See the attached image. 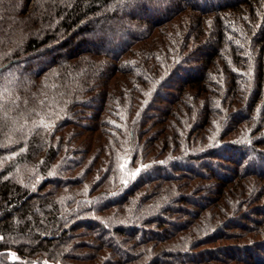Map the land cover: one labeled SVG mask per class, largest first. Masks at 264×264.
I'll return each mask as SVG.
<instances>
[{
	"label": "trees",
	"instance_id": "obj_1",
	"mask_svg": "<svg viewBox=\"0 0 264 264\" xmlns=\"http://www.w3.org/2000/svg\"><path fill=\"white\" fill-rule=\"evenodd\" d=\"M113 86L130 91V114L138 87L150 90L128 160L117 135L129 123L122 129L120 117L103 115L111 99L126 97ZM96 93L93 125H80L74 118ZM182 114L187 130L169 135L172 116ZM70 141L95 156L57 164ZM86 164L88 175L107 168L116 186L91 180L83 195L82 179L62 171ZM181 176L216 178L213 196H195L191 186L187 197L143 212L153 192L146 187ZM209 202L226 210H215L213 230L195 226L201 236L182 233L185 247L167 246ZM129 245L144 248L134 255ZM45 260L264 264V0H0V264Z\"/></svg>",
	"mask_w": 264,
	"mask_h": 264
},
{
	"label": "rangeland",
	"instance_id": "obj_2",
	"mask_svg": "<svg viewBox=\"0 0 264 264\" xmlns=\"http://www.w3.org/2000/svg\"><path fill=\"white\" fill-rule=\"evenodd\" d=\"M113 63H115V62H113ZM124 87H120L119 88V87L113 86L112 87V92H116L117 94L118 93L120 94L121 92L122 93H125V91H126L128 93V91H129L128 88L127 89H124ZM138 89H139V93H140L138 95V99H140V101H139V103L136 102L138 104V106L133 105L131 107V111H132L131 114L127 111V108H128V105H129L128 104L129 93L128 94L125 93L126 97L124 98L123 101H120L119 102L117 99L116 100H112L111 99L109 101V103H108L107 111L103 113V115H108V118L112 117V115H115V118H112L111 119L112 122L117 121V120H115V119H118L116 117H120V119H121V122L120 123L122 125V129H123L124 122L125 123H129V128L123 129L120 132L122 134V136L120 134L117 135L118 139L120 138L119 141L120 142L123 141V147L120 148L121 150H120V154L119 155L125 156L127 160H128V158L130 159V157H131L130 156V151L131 150L129 149L130 150L129 151L128 150V147L131 145V143L133 141L134 142L136 141L137 136H138V139H140V137L138 135V129H139L138 128L139 127L138 126V123H139L140 119L142 118V116L143 115H146V112L148 111V103H149V100H150V99L148 100V98H149L148 97V95H149L148 93H149L150 90L143 89L142 86H139ZM143 92H145L144 95H143ZM98 93L93 94V97L91 96V98H89V101H88L89 103L82 108L83 114L81 116H84V117H81V119H77V118H74L73 117L76 120V122H79L80 123V125H81V123H82V125H93L91 121L87 120V119H89V118H87V116L94 115V113H95V110H93V108L91 107V104L93 103V104H96L97 105V102L100 100V97H99V94ZM117 98H119V96ZM146 101H148V102L146 103ZM150 113H151L150 115H155V113L153 111H151ZM156 114L158 115V112ZM128 115H129V118H128ZM69 116L70 115H65V116H63V118H65V119L66 118H70ZM183 116L186 117L187 115H183L182 114V115H174V116H172L171 121L166 126L167 127V130H170L169 135H172L174 133L176 135H178L179 131H183V133H185V131L187 130V126L186 125L189 124V122H187V119H184L183 122H185V123H183L182 122ZM188 117H190V115ZM85 118H86V120H84ZM61 120H62V118H60L58 121H61ZM53 121L57 122L56 120H53ZM51 123H54V122H51ZM80 129H81L80 127H73V130H75V131H80ZM132 133H133V136H134L133 138L131 137V134ZM154 135L155 134L152 131L150 133V136H151V138L153 137V140L156 139L155 140L156 142H155L154 145L155 146L156 145L159 146V150H161L160 146L163 143V138H161V137L158 138L159 136H154ZM117 137L116 138L115 137L112 138L113 139L112 142H114L116 146L117 145L119 146V142H118ZM108 142H109V140H108ZM109 144H110L109 145V148L112 151V147L114 145L112 143H110V142H109ZM196 145H199V144H196ZM65 149H67V150L64 153H62V156L57 161V164L59 162L62 166L67 165V163L69 161H71V159H76V160H80L81 161L83 157H86V159L89 160V159H91V158H93L95 156V152H91V153L87 154V152L85 151L87 149V147L85 146V144H83V142L77 143L76 141H74V142L70 141L68 143L67 148H65ZM106 163H108V160H107ZM91 168H92L93 172L90 175H88V171H87L88 166H87V164L86 165H77V168H75L73 171H68V172H63L62 171V173H63L64 176H67L68 175V177H71V178H74V179H82V181L84 182V185H83V187H81V189H83L85 191V192L83 191V195L85 194V196H86V194L88 192L87 189L85 188V186L88 185L91 180L93 181V183L96 184L100 179H102V180L104 179L105 184L108 183V185L110 187H111V185L112 186L113 185L116 186L115 185V181L114 180H111V184H110V182H109V177L110 176L109 175L107 176V174H104V172L106 171L107 168H103V169L101 168L100 171H98V172H94L96 169H94L93 167H91ZM126 172H127V167L126 166L122 170L120 169L119 174L117 176V178L119 180L118 182H120L121 179L124 178V175L126 174ZM185 177L186 176H181V178L178 181L171 182L169 184H163L162 183L163 189L152 188V186L146 187V190H149V192H150V189H153V192L151 194L152 196H150L151 197L150 200H147L145 202L146 207L144 208L143 212L146 211V209H147L148 206H154L155 207L159 203H161L162 201L171 200V202H172L173 199H175V198H177L179 196H182V195L185 196V197H187V195H189L187 193V191L188 192H192V190L191 191L188 190L187 187H191V186H192V188L194 187L193 189L195 191H193V192L196 193V194L195 193L194 194L191 193V194H193L195 196H197V195L200 196V197H203V196H207V197L213 196L211 191L213 189V184H215V182H216V178H214V177L213 178L204 177V178H201L199 180H190L189 178H187V177L185 178ZM85 179L87 180L86 182H85ZM199 182H200V184H198ZM248 182H249V184H248L249 186H251V184L252 185L254 184L253 183L254 181H252V180H249ZM158 184H161V183H156V185H158ZM166 185H170L173 188L172 189L170 188V190L169 189L167 190V187L168 186H166ZM107 187L108 186L105 185V188H107ZM139 195L140 194H138V196ZM135 200L136 199H134V201L132 202V204L129 205V212L132 211L134 209V207L137 206L136 205L137 202ZM200 201H205V199L203 200V199L200 198ZM181 204L182 203L176 204V205H180V206H183L184 205V204L183 205H181ZM220 204H222V205H220V207L222 206V208H225L227 211H231L230 208H229V206L226 204L225 200H224V202H221ZM134 205H136V206H134ZM186 205L187 206H185V207L188 208V209L189 208L195 209V207L193 206L194 204L191 203V202H189ZM120 209L123 211V216L120 219L125 220L124 218H127V217L129 218V216L131 214L130 213H125V211H124L123 208H120ZM216 209H218L216 202L215 203L209 202V204L204 209H202V211L200 212V215H198L197 218H195L196 220L194 219L191 222L192 223V226H190V227H187L186 226L182 232L178 233L174 237L173 240H171L170 242H168L167 246L170 245V247H171L172 244H175L176 243L177 247H179V246L185 247L186 246L185 245V242L184 241H179L182 233H184V234H190L191 233V234H194L195 237L196 236H198V237L201 236L202 234H197V233L195 234L192 231L195 228V226H198V225L200 226L201 224H203L204 227H206V228H204L206 230V233L212 231L213 229H210L209 228V224L208 223L210 221V218L214 215V212H215ZM246 209H248V206L246 207ZM218 210L221 213L220 214L221 217H223L222 214H224V211H226V210H224V209H222V210L221 209H218ZM237 212L238 211H235V213L231 212L229 215L230 216H232L234 214L237 215L238 214ZM92 215L95 216L94 214H91L90 215L88 213L87 215L84 216V218L91 217ZM182 217L180 219H178L179 222H183ZM241 221L243 223H246V224L250 223L245 218H241ZM169 229L174 230L175 229L174 228V225H170V228ZM77 232H78V234H81L82 232H87V231H85V229L84 230L79 229V230H77ZM88 233H90V232H87V234ZM75 240H79V241H89V240H92V238H91L90 235H88V236H84V237H81V238H76ZM224 242L227 243L226 241H224ZM229 243H233V242H229ZM143 248L144 247H137L136 249L135 248L132 249V247H131L130 250H131V252H133L134 255H136V254H139V252L141 253V249H143ZM79 254L81 255L82 253L80 252ZM9 258L12 261H18V260L22 261L19 257H17L16 253H14V252H11V255H10ZM45 262H46V264H64L62 262H51V261H46V260H45ZM28 264H35V263H28Z\"/></svg>",
	"mask_w": 264,
	"mask_h": 264
},
{
	"label": "snow or ice",
	"instance_id": "obj_3",
	"mask_svg": "<svg viewBox=\"0 0 264 264\" xmlns=\"http://www.w3.org/2000/svg\"><path fill=\"white\" fill-rule=\"evenodd\" d=\"M136 174H138V173H134L133 175H136Z\"/></svg>",
	"mask_w": 264,
	"mask_h": 264
}]
</instances>
